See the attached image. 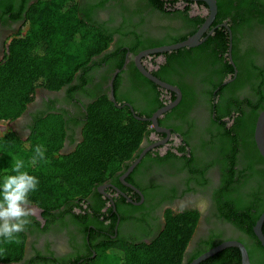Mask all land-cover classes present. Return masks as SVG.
Here are the masks:
<instances>
[{
  "label": "trees",
  "instance_id": "1",
  "mask_svg": "<svg viewBox=\"0 0 264 264\" xmlns=\"http://www.w3.org/2000/svg\"><path fill=\"white\" fill-rule=\"evenodd\" d=\"M141 1L150 10L169 19L175 16V5L179 2ZM104 2L101 0L96 7H102ZM215 2L217 21L225 26L218 28L197 48L164 53L166 63L151 73L158 80L175 85L170 80V75L175 72V61L185 58L194 64L200 59H207L221 66L211 90L220 87L219 93H230L237 86L249 85L254 97L253 102L245 98L250 102V112L246 114L239 106L234 107L233 100L226 109H219V105H215L212 106L216 115L213 124L223 135L219 142L225 143L227 147L230 142L229 146L233 144L234 137L238 138V134L244 132L245 138L252 142L251 149L254 148L252 160L264 165L253 140L257 117L264 109V0ZM200 7L207 8V5L200 3ZM90 8L93 9V6ZM199 17L197 22L201 23L204 17L202 14ZM0 22L3 25L8 22L23 23V29L9 38L5 55L0 61V123L20 118L34 102L38 90L59 92L66 89L68 100H72L79 91L89 97L83 105L85 113H82L79 123L80 140L70 153L61 152L68 123L63 114L54 111L35 118L25 142L11 132H6L0 139V178L14 175L11 170L14 163L22 160L25 165L22 170L39 179L38 189L29 194L30 205L42 209L45 214H61L96 194L98 187L129 167L138 157L144 139L156 134L149 121L136 117L149 119L157 110L174 101L175 95L171 99L164 96V93L169 95L170 92L144 78L133 63L127 66L129 90L136 92L144 101H149L148 94L150 102L144 111H139L133 101L121 98L116 93L122 74L126 71L122 67L127 49L134 55L142 51L141 48L145 50L174 45L185 40V37L176 40L175 36L167 37L147 46L139 45V42L136 46L133 43L128 46L120 40L109 52L114 34L119 33L124 37L123 32L119 31L121 29H109L104 23L94 20L78 0H0ZM133 34L134 31L130 36ZM230 44L233 65L237 71L234 79V66L228 60ZM125 45L127 48H124ZM157 56L154 54L150 58ZM102 68L106 69L105 74L101 76V82L96 83L94 75ZM115 69L121 70L113 83L118 107L109 100V89L102 87L108 84ZM227 77L233 80L223 86ZM180 110L181 105L165 113L164 117L175 118ZM230 116L235 121L234 126L226 130L223 122ZM158 123L159 126L165 124L164 120H158ZM156 136L160 139L164 137ZM152 143L154 141L149 144ZM37 145H43L46 149V162L38 160L32 165L31 159ZM172 150L174 152L170 151L164 158L156 154L151 160L156 163H175V145ZM147 155L143 161L151 157L152 153ZM225 162L227 160L223 162L220 188L214 196L216 208L219 215L239 229L250 242L245 246L250 264H264V248L253 233L254 225L264 212V168L259 173L249 168V173L240 171L236 175L233 169L235 163L230 158ZM144 195L148 197L146 193ZM198 219L196 210L178 213L166 211L164 226L148 242L136 238L102 236L96 232L102 230L100 224L91 223L95 229H92L89 238L95 257L89 256L82 264H183ZM262 232L264 235V225ZM16 237L19 243L0 239V264H15L23 260L27 237L24 232L16 234ZM216 245L208 244L205 250L189 261ZM200 264H241V255L238 249L228 248Z\"/></svg>",
  "mask_w": 264,
  "mask_h": 264
},
{
  "label": "flooded vegetation",
  "instance_id": "2",
  "mask_svg": "<svg viewBox=\"0 0 264 264\" xmlns=\"http://www.w3.org/2000/svg\"><path fill=\"white\" fill-rule=\"evenodd\" d=\"M78 1L84 9L89 11L94 20L104 23L109 29H121L119 31L123 32L124 37H121L119 33L114 34L109 52L120 40L128 46L132 43L136 46L138 42L139 45L156 44L173 36L175 40L182 37L186 40L198 33L210 16L208 6L202 9L200 3L204 2L197 0H179L175 5V16H171L170 19L155 10H150L141 0H104L106 2L102 7H96L101 0ZM91 6L93 9L90 8ZM199 14L204 17L201 23L197 22L200 19ZM222 26L225 24L218 23L216 11L213 21L204 31L201 40L212 36ZM22 29V22H8L5 25L0 22V61L5 55L9 38ZM133 31L135 34L130 36ZM210 31L212 33L209 35ZM124 48H127L126 45ZM154 48L159 47L145 50L141 48L142 51L139 50L140 52L134 55L127 49L122 67V70L126 71L122 74L120 84L116 88V93L121 98H129L133 101L139 111L146 109L150 96L147 94L149 101H144V98H139L136 92L129 90L130 77L127 66L133 63L136 67L137 56ZM151 56L141 58V63L150 72L166 63V57L163 54H158L154 59L150 58ZM228 60L232 65L234 64L232 47L231 52L228 53ZM192 62L185 58L175 61V72L170 75V80L175 85H169L180 92V101L175 108L181 105V110L175 114V118H165V114L158 118V120H164L165 124L159 126L158 123L163 132H156V134L164 137L160 139L156 134H152L150 139H144L139 155L145 149L149 150L135 168L127 174L133 163L130 164L124 171L117 173L115 178L98 187L96 194L90 195L77 207H70L61 214L59 212L45 214L42 209L30 205L32 215L28 217L30 222L24 231L27 237L25 256L21 262L15 264H82L89 256L94 258L95 253L89 236L95 227L91 223L100 224L102 230L96 232L102 236L136 238L148 242L164 226L166 211L178 213L183 210H196L199 214L198 224L185 252L183 264H191L204 254L205 252L189 261L194 255L205 250L210 243L219 245L224 242H239L244 247L250 244L239 229L219 215L214 196L220 188L223 162L226 160L228 162V158L235 163L233 169L236 175H239L240 171L249 173V168L259 173L264 165L252 160L254 148L251 149L252 142L245 138L244 132L239 133L238 138H233V146H229L231 142L228 147L225 143L219 142V138L221 139L223 135L213 124L216 121V115L212 106L219 105V109H226L233 100L234 107L239 106L248 114L249 103L254 101V97L249 85L237 86L230 93H219L220 87L211 90L217 81L216 77L221 71V66L207 59H200L194 64H191ZM105 71L106 69L102 68L95 73L96 83L101 82V76L105 74ZM120 72V69H115L108 84L102 87L109 89L111 81L113 86ZM228 81L227 77L222 85L231 82ZM66 92V89L59 92L36 91L34 102L27 107L22 116L5 123L0 138L6 132H11L25 142L30 135V125L36 117L51 112L61 113L65 122L68 123L61 152L70 153L80 140L79 123L82 120V113H85L83 105L88 102L89 97L79 91L74 94L72 100H68ZM172 95H175V101L176 93L170 92L169 95L164 93L168 99H171ZM245 98H248L250 102ZM231 116L229 119H224L226 130L234 126L235 121L233 122ZM174 129L175 133H173ZM150 141L154 143L149 144ZM174 145L175 163H161V161L156 163L155 160H151L156 154L164 158L173 151ZM148 153H152V156L143 161ZM247 184L246 187H248ZM144 193L147 194V198Z\"/></svg>",
  "mask_w": 264,
  "mask_h": 264
},
{
  "label": "water",
  "instance_id": "3",
  "mask_svg": "<svg viewBox=\"0 0 264 264\" xmlns=\"http://www.w3.org/2000/svg\"><path fill=\"white\" fill-rule=\"evenodd\" d=\"M188 1H191V0H188ZM194 1H196V0H194ZM197 1L204 2L208 6L209 12H210V16H209L208 20L206 21V23L204 24V26L202 27V29L198 33H196L194 36H192V37H190V38H188L182 42L176 43L174 45H168V46H163V47H159V48L146 50V51L142 52L141 54H139V56H137V58L135 60L136 68L143 77H145L146 79H148L149 81H151L152 83L157 85L159 88H161L165 91H170V92H174L177 94V98L175 101H173L172 103H170V104L162 107L161 109L157 110L152 115V117L149 119H140L134 115L136 117V119H138V120L149 121L151 123L153 129L156 132H163V130H161L158 126V118H160L165 113L174 109L176 107V105L179 103L181 95H180L179 90L175 89V87H173L169 84H166L164 82H161L160 80L155 78L151 74L150 71L146 70L145 67L143 66V64L141 63V58L144 56H148V55L164 54L167 52L176 51V50L184 49V48H194V47L200 45L201 42L206 40V38H204L203 40H201V38H202L204 31H206L208 29L211 22L213 21L215 14H216V11H217V6L215 3V0H197ZM211 33H212V31L209 32V35ZM231 47L232 46L230 44L229 52H231ZM116 74L117 73H115V75ZM235 76H236V71L234 72V77ZM231 80H229V81H231ZM108 98L111 101V103L114 104V106L118 107V105L116 104L115 98H114V94H113L112 81L109 84ZM130 111L133 113L132 108H130ZM253 140H254V144H255V147H256L259 155L264 160V109L259 113V115L257 117L256 123L254 126ZM148 150H149L148 148L145 149L139 155V157L135 160V162H133V164L129 167L127 174L129 172H131L133 170V168H135V166L139 163V161L142 159V157L146 154V152ZM263 224H264V212L261 214V216L259 217V219L257 220V222L253 228V233H254L255 237L259 241L260 245L264 248V235L262 233ZM228 248H236L239 250L240 255H241V264H250L247 251H246L245 247L239 242H224L222 244H219V245L215 246L214 248L210 249L209 251L205 252L201 256H199L191 264H200L201 262L215 256L216 254H218V253H220L223 250L228 249Z\"/></svg>",
  "mask_w": 264,
  "mask_h": 264
},
{
  "label": "clouds",
  "instance_id": "4",
  "mask_svg": "<svg viewBox=\"0 0 264 264\" xmlns=\"http://www.w3.org/2000/svg\"><path fill=\"white\" fill-rule=\"evenodd\" d=\"M45 151L43 145H37L31 164L46 162ZM24 167V162L17 160L11 169L15 174L0 178V239L5 242L19 243L16 234L26 230L32 215L29 194L38 189L39 179L23 171Z\"/></svg>",
  "mask_w": 264,
  "mask_h": 264
},
{
  "label": "rangeland",
  "instance_id": "5",
  "mask_svg": "<svg viewBox=\"0 0 264 264\" xmlns=\"http://www.w3.org/2000/svg\"><path fill=\"white\" fill-rule=\"evenodd\" d=\"M4 128H5V123H0V137H1V134H2L1 130H3Z\"/></svg>",
  "mask_w": 264,
  "mask_h": 264
}]
</instances>
